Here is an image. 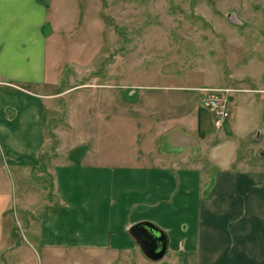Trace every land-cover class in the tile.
<instances>
[{"label": "crops", "instance_id": "obj_1", "mask_svg": "<svg viewBox=\"0 0 264 264\" xmlns=\"http://www.w3.org/2000/svg\"><path fill=\"white\" fill-rule=\"evenodd\" d=\"M44 2L0 0L2 264L23 251L36 253L41 264H137L143 254L128 229L139 222L161 229L167 256L182 255L185 264H264V164L237 159L239 146L232 144L221 154L222 139L207 148L203 112L212 124L213 115L187 95L174 114L126 102L118 86L71 89L67 127L52 129L59 161L39 169L47 103L60 96L44 87L52 85L45 84V25L55 14L52 0ZM80 92L97 99L79 105L73 97ZM218 127L223 138L234 123ZM257 127L245 139H264ZM256 156L264 162V147ZM41 174L52 180L54 203L40 183L37 189L25 183ZM41 190L52 208L35 220L21 204ZM12 220L26 236L13 231Z\"/></svg>", "mask_w": 264, "mask_h": 264}, {"label": "rangeland", "instance_id": "obj_2", "mask_svg": "<svg viewBox=\"0 0 264 264\" xmlns=\"http://www.w3.org/2000/svg\"><path fill=\"white\" fill-rule=\"evenodd\" d=\"M50 1L44 3L47 5ZM52 2L55 14L49 16V23L45 25L50 31L46 37L45 84L52 85L44 87L45 92L51 87L60 96L47 103L45 131L48 143L39 169L49 168L52 162L59 161L53 156L57 140L52 129L54 126L62 130H65L63 125L67 127V110L71 103L68 91L105 86H118L121 89L119 96L126 102L174 114L185 108V95L203 107L200 100L213 90L227 113L220 124L233 122L234 127L231 131L224 128L221 138L219 127L213 125L217 119L210 123L208 112L204 111L203 116L208 117L205 146L209 148L213 142L222 139L219 143L221 154H229L232 144L236 148L239 146L237 159L243 156L250 167L254 166L251 159L255 164H264L256 156V151L264 147V139L259 142H255L254 137L245 139L249 128L255 126H258L256 132L264 136V0ZM75 4L79 8L78 15ZM54 82L57 84L53 85ZM185 87L191 91L185 93ZM73 98L79 105L97 99L86 92ZM163 140L158 137L157 145ZM195 153L196 150H191V155ZM25 183L36 189L39 187L35 183H40L47 189V202L54 203L52 180L48 174L31 175ZM24 190L18 185V192ZM31 197V201L22 202L21 206L28 207L35 220L52 208L48 203L44 205L46 198L42 190L37 195L31 193ZM12 226L13 231L26 236L14 220ZM23 253L8 256L10 264L42 263L36 253ZM172 254L167 256L166 253L156 262L140 254L141 262L137 264H185V257Z\"/></svg>", "mask_w": 264, "mask_h": 264}, {"label": "water", "instance_id": "obj_3", "mask_svg": "<svg viewBox=\"0 0 264 264\" xmlns=\"http://www.w3.org/2000/svg\"><path fill=\"white\" fill-rule=\"evenodd\" d=\"M128 232L143 256L148 260L156 262L165 256L167 251V238L164 232L154 224L139 222L132 225L128 229Z\"/></svg>", "mask_w": 264, "mask_h": 264}, {"label": "built area", "instance_id": "obj_4", "mask_svg": "<svg viewBox=\"0 0 264 264\" xmlns=\"http://www.w3.org/2000/svg\"><path fill=\"white\" fill-rule=\"evenodd\" d=\"M211 93H208L203 99V106L206 108L212 115L213 119L215 118V125L220 126L221 119L227 117V113L224 110V106L221 105L219 98L215 95V91L211 90Z\"/></svg>", "mask_w": 264, "mask_h": 264}]
</instances>
